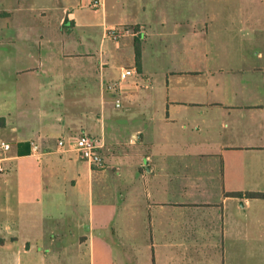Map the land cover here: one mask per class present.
<instances>
[{
    "label": "crops",
    "instance_id": "crops-1",
    "mask_svg": "<svg viewBox=\"0 0 264 264\" xmlns=\"http://www.w3.org/2000/svg\"><path fill=\"white\" fill-rule=\"evenodd\" d=\"M79 1L0 0V140L12 145L0 172V203L10 216L9 226L0 223V264H82L89 241L92 264H113L107 249L96 257L94 217L90 236L44 221L47 209L77 205L79 195L92 208L95 177L107 174L110 160L118 163L113 147L103 150L97 93L103 110L111 90L97 70L119 53L126 57L120 69L137 72L118 91L127 110L139 103L140 119L125 143L132 149L122 150L131 160L122 170L121 207L103 209L127 261L264 264V197L246 195L264 192V14L258 21L256 9L209 0L160 7L159 0H106L96 9L100 41L54 36L49 13L64 29L84 27L72 10ZM112 26L123 31L118 40L106 35ZM99 122L104 168L58 149L60 138L94 135ZM11 205L20 208L17 218ZM25 223L30 232L22 236ZM141 253L143 260L130 256Z\"/></svg>",
    "mask_w": 264,
    "mask_h": 264
},
{
    "label": "rangeland",
    "instance_id": "rangeland-1",
    "mask_svg": "<svg viewBox=\"0 0 264 264\" xmlns=\"http://www.w3.org/2000/svg\"><path fill=\"white\" fill-rule=\"evenodd\" d=\"M81 1V0H80ZM80 1L78 5H73L72 10L75 11L77 14V20L80 22L81 25L84 27H76V28H63L62 24L60 25L59 22L56 20L54 14L49 13V17L51 19V25L52 28V34L55 36L56 33H63L61 34V37L63 38H69V39H87L89 38H96L98 41H100L102 32L100 24V18L97 16V11L95 8L89 6V5H82L80 4ZM106 1V0H105ZM132 2L136 0H130ZM158 4V3H156ZM173 4H177L180 6L178 1H174ZM166 0H159V4L157 6H167ZM225 6V7H238V6H247L251 7L253 10L256 9L258 14V21H261V17L264 14V0H209V6L215 7V6ZM99 11V10H98ZM52 12V11H51ZM93 21L91 25H97L93 28H90L92 31L88 30L85 26L89 25L88 21ZM64 29V30H63ZM67 35V36H64ZM53 37V36H51ZM163 44V43H162ZM107 45H111V48L114 49L115 46V40H108ZM88 46V45H87ZM82 48H85L86 45L84 43L81 46ZM107 47V46H106ZM160 49L163 51L162 55L164 54V44L160 46ZM85 61V60H84ZM126 64V57L124 54H120L117 56H111L108 58L107 64L105 65L104 70L98 67V76L99 74L103 73V76L105 77L106 82V88H108V84L113 83H119L120 81V71L121 66ZM72 66V64H71ZM94 67V65H93ZM92 67V68H93ZM102 71V72H101ZM131 78V76H130ZM118 87L112 89L107 93L108 97H111L109 100V103L105 104L102 110V104H101V97L97 93V104H98V114L103 113V124L104 129L106 131V140L107 145L103 149L104 151L110 152L112 150V147L116 152H118L119 156H116V160L119 163V170L114 169V167H117V161L114 166L112 165L114 162L110 160L109 164L107 165V174L104 176H96L93 182V207H90V200L88 196L82 197V195H79V201H82L81 203L77 205H62V206H55L51 209H47V218L44 221L45 224H49L50 227H53L54 225H59L62 230H68L71 228L70 231L76 232V233H85L89 230L87 229V224L89 222V218L92 216L97 221L96 228H92L91 232L93 233L94 238V248H95V254L96 257L99 258V256H106L105 249L108 250V255L113 257V264H131L126 259V254L123 251L120 243V238L118 236L114 235L111 227V219L107 216V212H105L104 206H108L110 204H115L117 208L121 207L122 204V183L124 176L122 175V172L127 170V166H129V161L131 160L130 157L126 156L125 153L122 155V150H128L132 149L130 145H126L125 143L128 142L131 131L134 128H137L139 124V115H140V107L139 103L134 105L132 108L133 110H127L128 101L125 97V94L118 91ZM109 90V89H107ZM120 100V106L116 105V99ZM100 128L94 131V136L101 137V128H103V125L101 122H99ZM134 149V148H133ZM125 154V155H124ZM115 157V156H114ZM118 157V158H117ZM81 166H77V168L80 167L83 169V171L87 167V163L83 160H80ZM122 167V169H121ZM123 170V171H122ZM81 171V170H80ZM82 171V172H83ZM82 199V200H81ZM15 205H11V208L13 210L14 218L18 217V211L17 208L14 207ZM3 204L0 203V223L4 222L3 226H9L10 216H8L7 210L5 212L2 209ZM43 214L44 211H43ZM32 216V215H31ZM83 221L82 227H78V224ZM22 224V222H21ZM24 231L22 232V236L27 235L30 231L27 232L26 228L28 226L25 225ZM20 227V229H23ZM69 239V238H68ZM91 242L89 241L86 246L85 244L82 246L83 250V259L82 264H92L91 259ZM104 251V252H103ZM104 253V254H103ZM135 258H139L140 260L144 259V255L141 254H134L130 255ZM98 260V259H97ZM124 261V263H123ZM143 263V261H142ZM68 264V263H63ZM76 264V263H73ZM98 264V262L96 263ZM136 264V263H133ZM141 264V263H140Z\"/></svg>",
    "mask_w": 264,
    "mask_h": 264
},
{
    "label": "built area",
    "instance_id": "built-area-1",
    "mask_svg": "<svg viewBox=\"0 0 264 264\" xmlns=\"http://www.w3.org/2000/svg\"><path fill=\"white\" fill-rule=\"evenodd\" d=\"M82 4H87L95 9H99L104 6L105 0H82ZM137 34L139 31H136ZM123 34V31L117 27H108L106 29V35L115 40H118ZM137 72L136 67H124L120 72L119 83L108 84V89L112 90L116 87L122 88V83L127 80L130 76ZM119 90V89H118ZM116 105L120 106V100L116 99ZM58 149L67 151L74 149L79 155L88 161L93 167L101 169L104 168L106 163L103 157L101 149L104 147L103 140L100 137L81 133L78 135H72L68 138H60L57 142ZM12 145L6 140H0V172L5 171L4 161L8 158V153L11 150ZM33 151L37 152L39 145L32 142Z\"/></svg>",
    "mask_w": 264,
    "mask_h": 264
},
{
    "label": "trees",
    "instance_id": "trees-1",
    "mask_svg": "<svg viewBox=\"0 0 264 264\" xmlns=\"http://www.w3.org/2000/svg\"><path fill=\"white\" fill-rule=\"evenodd\" d=\"M135 60H136L138 69H140L141 62H142V46H141V41L138 37L135 38ZM0 121H3L2 123H4L3 118H0ZM232 194L237 195V196L243 195L242 192H234ZM246 195L248 197H264V192L249 191V192H246Z\"/></svg>",
    "mask_w": 264,
    "mask_h": 264
}]
</instances>
